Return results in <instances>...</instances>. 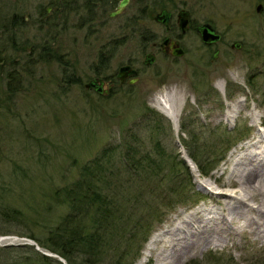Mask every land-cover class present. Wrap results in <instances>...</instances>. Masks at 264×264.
Wrapping results in <instances>:
<instances>
[{
    "label": "rangeland",
    "instance_id": "obj_1",
    "mask_svg": "<svg viewBox=\"0 0 264 264\" xmlns=\"http://www.w3.org/2000/svg\"><path fill=\"white\" fill-rule=\"evenodd\" d=\"M113 7L99 0H0V186L3 202L38 219L35 234L45 238L44 229L67 213L52 200L53 190L76 179L79 166L95 157L104 165L98 155L106 148L118 157L119 143L132 142L139 153L158 139L174 158L150 179L151 192L119 175L134 195L141 193V207L125 216L133 222L144 217L145 206L156 208L144 238L137 234L122 261L134 264L173 221L216 207L202 183L215 191L235 188L223 183L227 172L221 170L233 161L231 153L264 130V0H129L109 16ZM180 8L189 10L193 25L211 23L219 37L204 42L193 28L180 33L174 24ZM160 9L174 14L167 30L154 19ZM178 33L183 54H164L160 42ZM148 53L154 59L146 62ZM126 64L136 73L121 82L118 69ZM97 78L105 92L86 86ZM160 92L178 106L176 122L155 106ZM145 109L163 117L160 133ZM190 151L198 160H216L208 174ZM107 179L112 184L114 178ZM9 235L17 234H0V246L31 244L29 237ZM231 240L190 254L185 264H264V242ZM125 243L114 234L99 264H112L114 249ZM144 264H156L152 254Z\"/></svg>",
    "mask_w": 264,
    "mask_h": 264
},
{
    "label": "trees",
    "instance_id": "obj_2",
    "mask_svg": "<svg viewBox=\"0 0 264 264\" xmlns=\"http://www.w3.org/2000/svg\"><path fill=\"white\" fill-rule=\"evenodd\" d=\"M41 47L45 50L44 46ZM102 58L103 55L99 54L100 64ZM145 110L147 115L151 113L153 122L151 129L160 133L163 117L157 116L151 109ZM2 126L3 124L0 126L1 132ZM120 144L122 147L118 157L114 156L115 148L113 150L108 148L112 150L109 154L106 148L101 155H98L106 158L104 165L99 163L98 157H95L87 164L79 166L76 179L68 185L57 186L53 190L52 200L57 204H65L67 213L60 217L57 224L48 225V228L44 229L45 238L35 234L34 228L40 225L38 219H27L20 209L3 202L4 190L2 191L0 186V222L2 223L0 234L12 233L29 237L40 247L36 249L35 245L28 243L0 246V264H63L58 259L60 256L65 260V264H99L111 237L117 233L119 240L124 239L126 243L123 248L114 249L119 253L112 264H123L124 256L129 253L137 234L142 232L144 238L146 224L149 225L150 217H155L157 214L154 212L156 208L145 206L146 209L144 207L143 209L147 210V213L144 217L131 221L130 214L132 215L135 207H141V198H139L141 193L139 196L134 195V188L130 190L125 187L119 175L125 173L129 178L127 179L129 184H135L145 193L151 192L152 189L148 185L150 179L158 176L159 171H162L174 155L166 153L158 139L153 141L154 146L151 150L139 153H136L135 144L132 142L119 143V146ZM188 154L199 171L205 175L216 163L213 158L205 157L198 160L195 152L190 151ZM116 159L117 169L113 164ZM177 163L187 168L183 159H179ZM107 177L114 178L112 184ZM126 204H129L128 208H125ZM128 209L131 213L125 216L124 213ZM130 222L131 227H129ZM42 250L50 251L57 256L46 255ZM135 251L133 257L138 255L139 248Z\"/></svg>",
    "mask_w": 264,
    "mask_h": 264
},
{
    "label": "bare ground",
    "instance_id": "obj_3",
    "mask_svg": "<svg viewBox=\"0 0 264 264\" xmlns=\"http://www.w3.org/2000/svg\"><path fill=\"white\" fill-rule=\"evenodd\" d=\"M153 100L157 109L176 122L178 106L166 94L160 92ZM231 154L233 161L227 160L229 167H223L221 174L227 172L223 183L235 188L215 191L202 183L216 207L209 205L173 221L151 238L134 264H144L151 254L156 264H185L190 254L212 244L224 246L233 237L264 242V130Z\"/></svg>",
    "mask_w": 264,
    "mask_h": 264
},
{
    "label": "water",
    "instance_id": "obj_4",
    "mask_svg": "<svg viewBox=\"0 0 264 264\" xmlns=\"http://www.w3.org/2000/svg\"><path fill=\"white\" fill-rule=\"evenodd\" d=\"M125 2H126V0L120 1L119 4L117 5L118 8L113 10L110 13V15H113V14H115L117 12H120V10L123 8V4ZM259 8H260V4H258L256 6V10H259ZM185 23H186V20H183L182 22L179 23V25H181V27H182V30L185 29V25H186ZM199 30H200V34H201V40L204 41V42H210L211 40H215V39H217L219 37L217 34H215L213 32V28L209 24L201 25L199 27ZM161 47H162L163 50H165L166 48H169V52L173 56H179V55H181L183 53L182 47L178 46V43L175 40H173V39H169L168 38V39L163 40L161 42ZM147 56L148 57H147L146 62L149 61V60H152V58L149 55H147ZM118 70L119 71H118L117 77H118V80L121 81V82H125L124 81L125 78L130 73H134V70H132L128 64H126L125 66H121ZM128 80H129L128 81L129 83H133L136 80V78L135 77L134 78H129ZM95 81L98 82V85L95 84ZM96 85H97V87H96ZM103 85H104V82L101 79H98V78L95 79L94 81H91L90 83L86 84V86H88V87H95L98 91L101 90V91L105 92V90L103 89ZM29 241H30L29 243L35 245L36 249L39 248V245H36L34 241H32V240H29ZM43 253L46 254V255H53L50 252L49 253L43 252ZM59 260H61L63 262V259L61 257H59Z\"/></svg>",
    "mask_w": 264,
    "mask_h": 264
},
{
    "label": "flooded vegetation",
    "instance_id": "obj_5",
    "mask_svg": "<svg viewBox=\"0 0 264 264\" xmlns=\"http://www.w3.org/2000/svg\"><path fill=\"white\" fill-rule=\"evenodd\" d=\"M99 1H101V2H105V3H112V6H114L113 7V9L108 13L109 14V16H113V15H115V14H118V13H121L122 11H123V9H124V7H125V5L128 3V1L129 0H126V2L123 4V8L120 10V12H117V13H115V14H113V15H110V13L113 11V10H115V9H117L118 8V4H119V2L120 1H122V0H108V2H107V0H99ZM116 2V3H115ZM114 3V4H113ZM49 8V7H48ZM47 8V11L49 10ZM190 14L191 13H189V10H186L185 8H180L179 10H177V13H176V17H175V20H174V14L172 13V11H170V10H167V9H160V10H158L157 12H156V14H155V17H154V19L155 20H159L164 26H165V28H166V30L167 29H169V27H171V25H172V20H174V24L179 28V32L180 33H184V32H186L187 30H189L190 28H193L199 35H200V38H201V34H200V30H199V27L201 26V25H203V24H209V23H205V22H203V23H200L199 25H193L192 24V19H191V17H190ZM183 20H186V25H185V29L184 30H182V27H181V25H179V23L180 22H182ZM209 25H211V23L209 24ZM212 26V25H211ZM212 28H213V26H212ZM213 32L216 34V32H215V30H214V28H213ZM177 36H174V37H172V36H168V37H165L163 40H165V39H173V40H175L177 43H178V46H180V41H179V33L178 34H176ZM218 35V34H217ZM219 36V35H218ZM162 40V41H163ZM161 41V42H162ZM161 42H160V47H161ZM183 49V48H182ZM161 51L164 53V54H170V52H169V48H166L165 50H163L162 49V47H161ZM183 52H184V50H183ZM183 54V53H182ZM147 55H149L151 58H152V60L154 59L153 58V55L152 54H150V53H148ZM171 55V54H170ZM173 56V55H172ZM174 57H176V56H174ZM136 73V71H134V73L133 74H135ZM117 78V77H116Z\"/></svg>",
    "mask_w": 264,
    "mask_h": 264
},
{
    "label": "built area",
    "instance_id": "obj_6",
    "mask_svg": "<svg viewBox=\"0 0 264 264\" xmlns=\"http://www.w3.org/2000/svg\"><path fill=\"white\" fill-rule=\"evenodd\" d=\"M9 236H10V235H9ZM9 236H8V237H9ZM14 237H15V236H12V238H14Z\"/></svg>",
    "mask_w": 264,
    "mask_h": 264
}]
</instances>
